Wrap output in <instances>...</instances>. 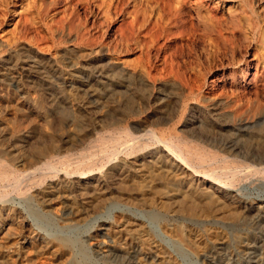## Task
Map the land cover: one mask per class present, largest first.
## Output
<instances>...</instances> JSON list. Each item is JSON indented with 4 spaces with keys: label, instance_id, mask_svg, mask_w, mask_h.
I'll use <instances>...</instances> for the list:
<instances>
[{
    "label": "rangeland",
    "instance_id": "rangeland-1",
    "mask_svg": "<svg viewBox=\"0 0 264 264\" xmlns=\"http://www.w3.org/2000/svg\"><path fill=\"white\" fill-rule=\"evenodd\" d=\"M190 1L185 5L187 11L192 14L190 31L181 34L182 24L179 21L171 28L172 34L168 37L167 44L174 48L180 61L191 62L196 69L201 70L200 73L204 77L206 76L207 85H209L208 87L206 85L207 88L204 90L203 96L206 97L214 86L224 87L225 85L229 88L231 80L223 84L222 73H231L236 68V64L230 61H237L243 56L252 59L254 46L241 42L231 54L229 47H225L222 42L214 44L215 41H211L213 36L195 12L197 4L202 1L204 7L201 9V14H206L205 6L207 5L213 6V10L218 15L223 12L225 14L230 10L238 9L239 0ZM102 2L106 3L102 4ZM140 2L142 3V0H0V77H13L16 73L9 71L10 63L32 57L56 76V82L58 80L59 82L53 91L62 96L59 101L51 104L42 101L43 105L45 103L48 107H54L53 110L56 112L55 117L49 116L47 120L36 118L32 114H18L14 118L13 109H8L0 115V131L6 132L4 139L1 138L3 141L0 139V147L1 144H7L5 146L8 149L5 151L7 160H2L7 164L9 162L10 165H15L14 169L18 171L17 173L24 175L28 170L27 165L40 155H44V152L50 153L49 155L55 154L54 156L63 154L61 152L71 149L78 140L95 127L96 121L79 105L82 98L74 95L76 93L72 89L65 87V84L73 79L72 64L77 60L81 66L88 68L96 64L102 58V53L108 52L111 48L109 57L114 60L117 58L116 61L119 58L123 61L136 59L139 56L137 50H130L128 53L122 47L123 53L120 54L114 52L113 48L120 40L119 29L123 20H129L128 13L134 11L136 4ZM24 24L41 31L49 28V39L45 42L46 45L44 43L37 47L35 43L32 44L33 40L29 36L19 37V31L25 27ZM83 35L89 37L88 44H79V39ZM165 39L167 38H162L161 41ZM176 44H182V48H175ZM139 79L132 77L130 81L140 89L143 101H146L151 91L149 87H152L153 83L146 79ZM172 82L158 79L156 83L161 84L167 91L172 86L174 87L172 89L178 88V84ZM41 84L37 83V87H42L43 84ZM30 94L33 100L39 99L38 94L33 92ZM65 97L74 99L78 103H76L77 108L67 107L62 99ZM130 103L113 105L112 113L107 115L106 120L115 119L114 121L118 122L121 128L124 127L125 131L129 129L134 131L135 127L137 129L147 122L161 118V114L155 111L139 114V105ZM139 107H141L140 111H143L144 103ZM20 117L23 119H19ZM69 121L74 122L70 127ZM250 126L247 129H250L249 131L251 128L256 132L264 130V127L260 125ZM226 142H220L219 146L222 147L225 155L229 156L228 161L245 166L225 178L228 185L233 188V194L237 200L235 203L224 206L223 219L218 217L216 219L210 209L202 211L201 217L192 219L170 215L168 206L155 196V192L139 190L145 183L134 175H131L123 184L121 183L119 187L102 190L96 196L94 195L90 200L96 204L97 208L92 213L86 212L90 200H86V197H82L77 192L73 176L64 182L62 176L47 179L48 181L30 182L27 179L15 183L4 182L0 186V199L3 203L21 212L28 219V224L33 226L34 234L40 232L49 238L56 239L55 241H68L71 251L68 256H63L64 250L57 246L51 252L43 253L36 252L28 245L25 250L24 248L21 250L22 231L18 230L15 232L16 235L13 233L9 236H0V264H68V262L69 264L70 262L72 264H264V174L253 169L256 172L254 173L248 168L250 166L257 168L259 161L260 164H264V153H245L242 149L248 147L246 142L235 143V146H231L232 140ZM14 143L23 154L22 163L19 164L15 163L18 161L17 153L8 147ZM110 150L113 149L107 148L105 153L97 148L98 158L95 160L99 165L101 162L102 164L107 162V159L114 158L109 155ZM119 161L121 162V159H114V163H120ZM139 182L140 185L142 183L144 185L140 186ZM57 188L61 191H56ZM22 235L30 236V233ZM18 240L21 246L17 247ZM108 250L109 252H104ZM17 255L20 257L22 255V260L18 259ZM15 258L16 261H14Z\"/></svg>",
    "mask_w": 264,
    "mask_h": 264
},
{
    "label": "bare ground",
    "instance_id": "bare-ground-1",
    "mask_svg": "<svg viewBox=\"0 0 264 264\" xmlns=\"http://www.w3.org/2000/svg\"><path fill=\"white\" fill-rule=\"evenodd\" d=\"M188 2L191 1L142 0V3L136 4L134 11L128 13L129 20H123L119 29L120 40L119 42L117 40L118 43L113 48L114 52L120 54L123 53V48L128 53L130 50H137L139 56L136 59L123 61L119 58L116 61L117 58L114 60L109 57L111 48L108 52H103L102 58L88 68L81 66L77 60H73L75 61L72 64L73 79L66 83L65 87L72 89L76 93L74 95L82 98L79 105L96 121L95 127L78 140L76 145L73 143L74 146L71 149L61 152L63 154L54 156V153L49 155L50 153L44 152V155L35 158L27 165L28 170L24 175L17 173L18 171L14 169L15 165L4 161L7 160L5 151L8 149L5 146L7 144H1L0 186L4 182L15 183L27 179L30 182L46 181L60 176L63 177L64 182L73 176L77 192L82 197H86V200H92L98 192L117 188L134 175L145 183V185L142 183L144 186L139 190L155 192V196L168 206L170 215L192 219L201 217L202 211L210 209L216 219L217 217L223 219L224 206L235 203L237 200L233 194V188L228 185L225 178L243 169L245 165L229 162V156H226L222 147L219 146L220 142L232 140L231 146L246 142L248 147L242 149L245 153H264V130L257 132L252 128L251 131L247 130L254 124L264 127V0H239L238 9H228L230 11L219 15L213 10V6L209 5L205 6L206 14H201L204 2L197 4L195 12L213 36L210 35L213 38L211 41H215L214 44L222 42L225 47H229L231 54L241 42L254 46L252 59L243 56L237 61L229 60L230 63L236 64V68L231 73H222L223 84L231 80L229 88L225 85L224 87L214 86L206 97L203 96L205 88L209 86L206 76L204 77L200 73L201 70L196 69L191 62L180 61L174 48L167 44L168 37L172 34L171 28L179 21L182 24L181 34L190 31L192 14L185 7ZM24 20L28 21V19ZM32 27L25 25L19 31V37L29 36L33 40L32 44L35 43L39 47L49 39L50 29L41 31ZM88 38L85 35L81 36L79 44H88L90 42ZM162 38L167 39L161 41ZM178 47L182 48V44L175 45V48ZM9 68L10 72L13 71L16 74L10 78L0 77V115L8 109L15 111L12 114L14 118L18 114H32L36 118L47 120L49 116L56 115L54 107L45 105V103L59 101L62 97L61 94L57 93V95L53 91L59 80L56 82V76L49 71L50 69L47 70L32 57L10 63ZM132 77L146 79L153 83L152 87H149L150 83L148 84L151 91L146 101H143L140 89L133 84L134 82L131 83ZM158 79L171 80L178 84V88L172 89V86L166 91L161 84L156 83ZM37 83L38 85L42 83V87H37ZM27 89H29L28 92ZM30 92L38 94L39 99L33 100ZM62 99L63 103L71 109L78 104L74 99L70 100L66 97ZM42 101L45 102L44 105ZM142 101L145 109L140 111L139 106L143 104ZM130 102L139 105V114L155 111L161 114V118L143 123L144 125L139 128L135 127L134 131H129V127L127 128L129 130L125 131L124 124L121 128L115 119V121L106 120L113 105H127ZM73 123L69 121V127ZM5 134V131H0V139ZM8 147L17 153L18 161L15 163H22L23 154L16 148L15 143ZM110 147L113 150H110L109 155L114 158H106L107 162L103 164L101 162L99 165L95 160L98 158L97 148L105 152ZM114 159H121V162L114 163ZM239 161L241 162V159ZM248 168L264 174V164H260V161L257 168L255 166ZM142 184L140 185L139 182L140 186ZM59 190L56 189L58 192ZM91 200L88 201L90 205L86 209L87 213H92L97 208ZM30 225L21 212L11 209L0 199V236H9L18 230L22 231V234L28 232L30 236L22 234L20 236V240H23L21 250L23 248L25 250L28 245L36 252L43 253L51 252L57 246L64 250L63 256L69 255L71 246L68 241H55L56 239L49 238L40 232L34 234L33 226ZM20 240L17 241V247L20 245ZM17 256L22 260V255ZM23 259L25 260V256Z\"/></svg>",
    "mask_w": 264,
    "mask_h": 264
}]
</instances>
